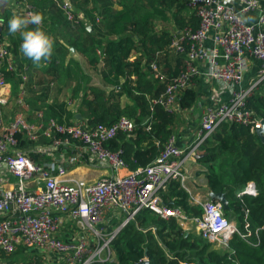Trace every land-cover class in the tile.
<instances>
[{"label": "built area", "instance_id": "2783aa9c", "mask_svg": "<svg viewBox=\"0 0 264 264\" xmlns=\"http://www.w3.org/2000/svg\"><path fill=\"white\" fill-rule=\"evenodd\" d=\"M184 1L198 18L199 26L173 32L170 48L183 56L184 67L153 103L173 114L180 92L193 86L194 79L199 76L227 90L228 101L202 112L200 137L188 151L176 145L173 134L152 164L127 171L122 151H112L106 144L120 131L130 133L134 128L132 120L121 117L109 126L89 127L84 121L75 119L65 125L54 119L43 122L40 111L36 113L40 122L29 123L23 86L14 101L13 115L8 118L4 110L10 98L0 93V253L9 256L25 248L31 255V264L111 262L114 259L110 247L112 240L142 209L162 218L173 217L184 229L192 222L197 234L217 247H225L234 234L248 242L250 233L239 232L218 201L209 197L194 201L202 213L200 218L190 222L180 209H167L160 192L171 180L184 181L182 159L195 156L202 142L220 124L241 125L254 132L261 128L262 119L248 109L247 100L264 82V8H259L260 0H234L238 8L222 0ZM2 2L0 0V20ZM60 8L67 20L85 22L68 0H60ZM256 10H259L256 23H248L243 15ZM29 12L26 11L25 16ZM208 42L210 46L206 45ZM249 59L258 62L259 68L252 83L243 88ZM0 66L8 72L15 68L3 25H0ZM150 67L157 70L155 64ZM7 84L0 73V91ZM65 101L69 107L75 106L73 100ZM16 134L30 142H37L39 138L48 140L46 144L38 143L29 149L42 159L35 161L28 157L27 150L18 148ZM83 163L106 168L110 175L93 181L71 177L68 166ZM122 171L126 173L121 174ZM244 194L256 195L253 183L246 185L241 195ZM114 212L119 223L108 232L109 217ZM242 212L247 215L246 209ZM65 223L83 235L61 238Z\"/></svg>", "mask_w": 264, "mask_h": 264}, {"label": "trees", "instance_id": "16d2710c", "mask_svg": "<svg viewBox=\"0 0 264 264\" xmlns=\"http://www.w3.org/2000/svg\"><path fill=\"white\" fill-rule=\"evenodd\" d=\"M68 1L85 22L67 20L60 8V0H33L32 5L34 12L48 11L57 25L69 28L66 45L81 54L108 92L89 87L88 77L74 60L69 59L64 66L69 50L53 43L46 71H52L54 82L73 84L70 99L75 102V109L66 101L47 103L45 90L38 95V92L29 91L31 84L27 83L25 88L26 80L22 77L24 68L30 67V59L19 58L10 47L14 70L8 72L0 66V73L13 92L5 118L13 115L21 85L26 91L24 100L29 108L26 114L29 123L40 122L36 116L40 111L43 122L54 119L69 125L79 114L89 127L109 126L126 117L132 120L133 130L118 132L106 147L122 151L121 157L128 171L144 169L159 157L174 134V128L181 125L178 113L193 109L197 104L198 95L193 86L180 92L173 114L154 104L153 100L164 94L167 84L184 67L183 56L170 48L173 32L196 29L199 20L184 0ZM7 15L3 23L5 35L9 33ZM74 33L79 35L73 36ZM151 64L157 66L156 71ZM121 97L129 104L122 107ZM247 107L256 118L264 120V82L248 98ZM16 139L17 147L27 150L28 157L35 161L42 159L29 149L38 143L46 144L48 140L39 138L37 142H30L21 134H16ZM198 153L201 157L197 162L206 169L208 191L225 195L230 209L224 214L233 217L239 232L250 233L248 242L234 234L225 247L216 248L215 244L192 232L195 226L191 221L200 218L201 208L190 202V195L180 180H171L160 192L163 205L167 209H180L191 222L190 229H184L173 217L162 218L142 209L112 240L113 261L92 264H138L144 259L148 264H264V143L250 128L224 122L202 142ZM248 183L254 184L256 196H238ZM242 209L247 210L246 216ZM257 242L258 245H254ZM28 255L25 248H19L12 258L0 253L8 261L26 260ZM22 264L31 262L23 261Z\"/></svg>", "mask_w": 264, "mask_h": 264}, {"label": "crops", "instance_id": "0c3cea01", "mask_svg": "<svg viewBox=\"0 0 264 264\" xmlns=\"http://www.w3.org/2000/svg\"><path fill=\"white\" fill-rule=\"evenodd\" d=\"M32 1L33 0H7L6 3L2 2L1 4L2 20L4 21V16L7 14H8L7 16L10 19L14 13L22 17H25L26 11L29 10L31 12H34ZM222 1L225 4H229L235 8H238V4L234 0H222ZM259 8H264V0H260ZM39 13L43 15L44 20L43 23L38 27H40L41 30L44 31L45 34L48 35L53 40V43L59 44L60 46L67 48L69 50V54L65 56L64 66L67 65L69 59L74 60L76 63H78L82 73L86 77H88L89 87L100 88L108 92V88L103 85L97 73L86 64L85 59L81 56V54H79L73 48H69L66 45V41L68 40L67 34L68 31H70L69 28L63 29L61 25H57L56 21L53 20V18H51L50 15L48 14L49 13L48 11L45 12L39 11ZM258 15H259V10H256L253 13L244 14L243 17L248 23L254 24L257 21ZM85 24L88 25L87 22ZM35 27L37 26L29 25L28 29L25 30L33 29ZM87 27L90 28L89 25ZM74 35H76V33H74L73 36ZM78 35L79 33H77L76 36ZM6 38L9 44V48L10 47L13 48V50L17 52L19 58L21 59L27 58L20 51L22 36L19 31L15 34L7 33ZM206 45L210 46L211 44L208 42ZM248 63H249V69L242 83L243 88L249 86L252 83V81L257 75V71L259 68L258 62H256L253 59H249ZM29 64H30L29 68L28 67L24 68L25 74L22 77L25 78L26 80L25 88L27 83L28 85L31 84L30 87H28L29 89H31L29 91L38 92V95H41L42 93L41 91L45 90L44 97L46 99L45 102L47 103L61 102V101H65V99H70L73 89V84L71 82L67 81L65 83L64 81L63 83H57L52 81L53 80L51 75L52 71L50 70L49 72L46 71L48 64L46 61H41L39 65H34L32 60H30ZM204 70L205 69L202 67V71ZM195 80L196 82L193 81V87H195L198 95L197 104L193 109L178 113L179 118H181L180 119L181 125L176 126L174 128L176 145L184 152L188 151V149L191 146H193L197 141V139L200 137L199 120L202 112L208 107H217L220 103L227 102L230 96L227 90L224 89L221 90L220 86H217V84H215L213 81H210L203 76H199L195 78ZM48 81L51 82L47 84ZM0 93L8 94L9 98L11 99V95L13 92L10 84H7V86L4 87L0 91ZM120 104L123 107L129 103L127 99L121 97ZM74 109L75 108L73 107V110ZM4 112L5 115H7L8 110H4ZM198 154L199 153L197 149L195 155ZM182 161H183L182 172L185 177L184 181L182 182V186L189 193L190 202L196 205L194 201L196 200L201 201L207 198L209 194V191L207 189V179L205 178L206 169H204L197 162V158L195 156H192L185 160L182 159ZM68 169L70 170L69 172L71 177L78 179H85L86 181H91L98 179L100 177L110 175V171L107 170L106 168H103L101 166L84 164V163L76 166L75 165L68 166ZM125 173H126L125 171L121 172V174H125ZM242 192H239L238 196H242L241 195ZM115 215L116 212L112 213L111 216L109 217V224L107 226L108 232L114 229L119 223ZM229 219L235 221L231 216H229ZM188 226L186 227V230L190 229V227ZM192 232L197 234V230L195 228L192 229ZM61 234L66 239H69L73 236L78 237L83 235L81 231L76 230L75 227L72 228L71 225L68 223L64 224ZM2 260L3 258L0 256V264H2Z\"/></svg>", "mask_w": 264, "mask_h": 264}, {"label": "clouds", "instance_id": "9594fccd", "mask_svg": "<svg viewBox=\"0 0 264 264\" xmlns=\"http://www.w3.org/2000/svg\"><path fill=\"white\" fill-rule=\"evenodd\" d=\"M3 2L6 3L7 0H3ZM43 20L44 17L41 13L29 12L25 17L14 13L7 21L9 34L20 32L22 36L20 51L32 60L34 65H39L41 61H49L53 51V40L38 27L43 23ZM3 23L4 21L0 20V25ZM29 25L37 27L25 30Z\"/></svg>", "mask_w": 264, "mask_h": 264}, {"label": "water", "instance_id": "95a60500", "mask_svg": "<svg viewBox=\"0 0 264 264\" xmlns=\"http://www.w3.org/2000/svg\"><path fill=\"white\" fill-rule=\"evenodd\" d=\"M90 30V28H88ZM77 120H81L82 117L77 114L76 115ZM255 134L261 139V141L264 143V120L261 121V128L256 130ZM196 158L201 157L200 155H195ZM208 197L213 201H218L221 203L223 211H228L230 209L228 201L225 198V195L223 193H211L209 192ZM138 264H148V260L144 259L143 261H140Z\"/></svg>", "mask_w": 264, "mask_h": 264}, {"label": "rangeland", "instance_id": "374dc122", "mask_svg": "<svg viewBox=\"0 0 264 264\" xmlns=\"http://www.w3.org/2000/svg\"><path fill=\"white\" fill-rule=\"evenodd\" d=\"M74 11L76 12V10L74 9ZM77 14H80V13H78V12H76ZM85 180V179H84ZM91 181H93V180H91ZM228 217V216H227ZM229 218V217H228ZM231 221H233V220H231ZM234 223H236L235 221H233ZM191 225H189L188 227H190ZM215 246H216V244H215ZM12 255H14V253L13 254H11V255H9V256H11V258H12ZM30 256L31 255H28V256H26L25 258H26V260H18V261H15L16 259H14V260H12V261H8L7 260V258H3V260H2V264H22V262L24 261L25 263H29V262H31V259H30ZM6 257H8V256H6ZM45 257L46 258H48L50 261L52 260V259H50L49 258V255H45ZM29 259H30V261H29ZM14 261V262H13ZM36 261H37V259H36ZM6 262V263H5Z\"/></svg>", "mask_w": 264, "mask_h": 264}]
</instances>
